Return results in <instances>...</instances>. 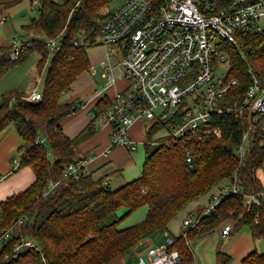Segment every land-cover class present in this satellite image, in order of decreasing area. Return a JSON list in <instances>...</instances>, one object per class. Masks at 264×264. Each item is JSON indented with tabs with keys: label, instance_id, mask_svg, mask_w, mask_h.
Masks as SVG:
<instances>
[{
	"label": "trees",
	"instance_id": "16d2710c",
	"mask_svg": "<svg viewBox=\"0 0 264 264\" xmlns=\"http://www.w3.org/2000/svg\"><path fill=\"white\" fill-rule=\"evenodd\" d=\"M111 3L112 0H41L39 18L23 26L28 39L20 44L0 45V80L34 52L41 55L39 74L45 72L40 101H28L27 95L12 91L2 95L0 104V133L10 126L17 129L24 140L19 167H31L36 176L29 188L0 205V236L23 220L6 246L9 261L3 264H43L39 253L15 256V245L24 239L38 243L47 264H108L154 234L166 231L188 206L227 183L238 186L240 193L225 197L210 216L202 219L197 230L189 231L186 237H174L171 249L178 250L186 264H194L191 242L228 222L234 224L235 233L248 227L254 241L264 238V200L261 207L249 208L243 198L264 193V134L252 133L247 120L233 114L217 118L214 128L219 132L197 145L193 166L187 161L186 143L162 137L163 125L156 124L146 133L145 161L136 180L112 189L106 176L64 178L69 164L89 156L82 155L79 146L95 133L93 121L74 139L61 126V121L79 112L83 104L79 100L64 103L63 95L91 69L87 49L75 42L82 32L92 40L100 35ZM32 34L38 37H30ZM48 40L58 42L57 51L49 50ZM225 51L230 75L241 82L242 95L252 83L250 72L264 86V31L239 35L237 45H226ZM109 104V96L105 95L93 112ZM248 132V149L240 158L236 150ZM39 140L48 143L49 148ZM56 182L59 185L44 198L50 183ZM146 206L149 211L143 222L120 229L128 216ZM121 209L128 210L122 218L118 215ZM231 261L229 254L217 251L216 264ZM243 264H264V253H250Z\"/></svg>",
	"mask_w": 264,
	"mask_h": 264
},
{
	"label": "built area",
	"instance_id": "2783aa9c",
	"mask_svg": "<svg viewBox=\"0 0 264 264\" xmlns=\"http://www.w3.org/2000/svg\"><path fill=\"white\" fill-rule=\"evenodd\" d=\"M40 3L41 0H32V7L37 9ZM262 31L264 0H123L110 10L95 40L82 32L75 42L76 46L86 49L104 48L106 58L101 67L108 87L118 78L126 82L123 89L109 98L107 108L92 115L94 124L112 128L110 145L104 155L108 156L116 147L136 152L131 129L137 122L143 124L145 133L156 124L163 125L162 137L186 143V157L191 166L197 145L219 132L214 128L218 117L233 114L245 118L252 133L264 134V86L250 72L252 83L242 95L241 82L230 75L225 51L226 45H237L239 35ZM47 46L55 52L59 44L48 40ZM221 66L226 70L220 71ZM41 99L42 92L36 84L26 100ZM249 137V132L245 133L236 150L240 158L248 149ZM38 143L45 146L44 140ZM96 158L97 155L91 154L72 162L65 169L64 178L79 180L91 174L90 164ZM59 183H50L43 197L52 194ZM239 193V187L229 183L225 193L202 215L184 220L182 234L186 237L189 231L197 230L202 219L210 216L225 197ZM243 198L249 208H259L263 205L264 193ZM22 223L20 219L0 236V264L9 261L6 246L16 226ZM233 230L227 223L222 236L228 237ZM174 243L175 238L168 236L165 245L148 249L136 264H186L179 251L171 249ZM26 252L41 254L42 263L47 264L35 240L24 239L13 249L16 257Z\"/></svg>",
	"mask_w": 264,
	"mask_h": 264
},
{
	"label": "crops",
	"instance_id": "0c3cea01",
	"mask_svg": "<svg viewBox=\"0 0 264 264\" xmlns=\"http://www.w3.org/2000/svg\"><path fill=\"white\" fill-rule=\"evenodd\" d=\"M3 3L8 4L7 2ZM1 22H3V20H1ZM105 58L106 52L104 51L103 58L95 63L91 62V69L88 72L84 73L82 76L89 74L91 77H94L97 74L96 69H102L101 63L105 60ZM118 75H121L120 72L118 73ZM80 77L78 79H80ZM85 83L89 85L90 88H95L94 82L92 83L91 81H87ZM125 85V80L122 78H118L113 85L106 88V91H95L94 95L90 97L88 102L85 103V106L81 108L79 112L70 115L61 121V126L63 128L64 133L71 139H74L78 135H80L87 128V126L92 123L93 111L96 105L104 97L103 95L106 94L111 99L117 93V91L123 89ZM2 95L3 94L0 93V104L2 103ZM80 99L81 98L77 96L75 98H72V100L64 101V103L73 102ZM139 124L141 127L143 126L141 122H137L131 129V138L136 142L137 145L136 152H131L128 148L116 147L109 153L108 156H105L104 152L110 145V136L112 128L111 126L106 124H94L95 133L79 146V152L82 155H97V158L90 164L89 168L91 174H93L94 177L101 178L110 175L111 173H116V175H118L120 178H124L125 175H131L129 180H126V182L128 181L127 183L139 178L142 173L145 157L141 168H137L133 173H130L132 166L135 165L133 153H137L138 146L142 143H144L145 146L146 142V133L145 138L143 139L140 138L141 136L138 133L141 127L138 128L137 132V127ZM23 146L24 140L22 139V137L14 126H10L0 133V205L3 201L11 197L12 195L24 192L36 180L35 173L31 167H19V164L21 162L20 149ZM110 163H115L117 168H115L114 170L105 171L106 167H108V164ZM107 181L110 183V185L112 182H114V180H111V178H107ZM228 188L229 183L222 184L214 188L208 195L192 203L184 211H182L174 220L170 222V224L168 225V229L165 232L168 233V235L171 237H179L182 234L184 220L189 218L190 216H197L204 210H207L215 200L220 198L221 195L225 193ZM143 208H145V210L143 211V213H140L138 220L133 224H130L129 227H131V225H137L146 219L149 208L147 206ZM127 212L128 210L125 211V215L127 214ZM220 229V231H217H219L221 237H223V227ZM223 238L226 239L228 237ZM194 241H192L191 243H193ZM256 243L257 242L252 239L250 233L246 232L240 235L233 242L232 246H230L227 250V252L232 257V261L230 264H243L244 258H246L250 253L258 251ZM194 258V264H201V256L199 252L196 254L194 253ZM127 263L128 254L120 256L108 264Z\"/></svg>",
	"mask_w": 264,
	"mask_h": 264
},
{
	"label": "rangeland",
	"instance_id": "374dc122",
	"mask_svg": "<svg viewBox=\"0 0 264 264\" xmlns=\"http://www.w3.org/2000/svg\"><path fill=\"white\" fill-rule=\"evenodd\" d=\"M15 1L16 0H0V45L3 46H8L12 42L20 44L21 42L26 41L28 37H26L23 26L27 25L31 21V19L39 18V8L35 9L32 7V0H20L19 2L14 3ZM122 1L123 0H112L111 5L109 6V10L117 7ZM3 2H7L8 4H5ZM6 18L7 20L1 22V20ZM30 37H38V35L32 34ZM104 51V48L100 46L87 49L88 56L91 62L94 63L100 61V59L103 58ZM40 61L41 55L38 52L31 53L22 64L9 71L0 80V93L6 94L8 92L16 91L20 94L29 95L33 91L36 84L38 90L42 92L45 82V72H43L42 74H39L38 72V65ZM112 62L114 64H117V61L113 60ZM225 70L226 67L221 66L220 71ZM96 72L97 74L94 77H91L89 74L80 77V79H78L76 83L71 87L70 91L63 95L62 102L72 100V98L78 96L81 98L79 101L85 104L86 102H88L90 97L94 95L95 91H106L109 83L106 79L103 78L104 70L98 68L96 69ZM87 81H91L92 83L94 82L95 88L91 87V89L89 85L85 83ZM105 95L106 94H104L103 96ZM139 127H141L140 124L137 127V132ZM145 130V127L142 126L138 132L141 136V139L145 138ZM45 146L49 148L48 143H46ZM144 157L145 146L144 143H142L138 146L137 153H133L135 165L132 166L130 173H133L137 168H141ZM115 168H117L116 164L110 163L108 164V167H106L105 171L114 170ZM130 176L131 175H125L124 178H120L118 175H116V173H111L106 177L114 180V182L111 183V188L117 189L126 184L128 182H126V180H129ZM126 210L127 209H121L118 212L120 218L125 216ZM144 210L145 208H141L134 212L131 216L127 217L120 225V229H124L126 227L128 228L130 224L136 222L138 220V217L140 216V213H143ZM228 223L233 227L234 224L232 222ZM219 231L213 232L208 236L202 239H197L196 241L191 243V248L194 250L193 252L195 254L199 252L201 256V264H216L217 250L229 254L227 250L230 246H232L233 242L243 233H250L248 227H243L237 233H234L233 230V233L225 239L221 237ZM168 236V233H166L165 231L158 232L151 238L143 241V244H138L133 250L128 253L127 264H136L139 258L148 249L158 248L165 245ZM256 242L259 253H264V238H261Z\"/></svg>",
	"mask_w": 264,
	"mask_h": 264
}]
</instances>
